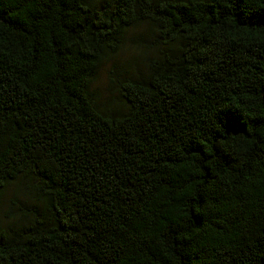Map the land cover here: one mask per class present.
Returning <instances> with one entry per match:
<instances>
[{
	"label": "trees",
	"instance_id": "trees-1",
	"mask_svg": "<svg viewBox=\"0 0 264 264\" xmlns=\"http://www.w3.org/2000/svg\"><path fill=\"white\" fill-rule=\"evenodd\" d=\"M11 185L0 264H264V0H0Z\"/></svg>",
	"mask_w": 264,
	"mask_h": 264
},
{
	"label": "rangeland",
	"instance_id": "rangeland-1",
	"mask_svg": "<svg viewBox=\"0 0 264 264\" xmlns=\"http://www.w3.org/2000/svg\"><path fill=\"white\" fill-rule=\"evenodd\" d=\"M151 31L148 26L141 27L136 32H131L120 49L116 57L105 61L99 68L96 77L91 84V89L97 91L101 96V102L104 105L109 101H114L120 108H123V100L120 99L117 84H113V68L117 65L119 68L125 69L124 75L127 74H142L146 68V58L152 56L154 51L151 50L150 45ZM120 70V69H119ZM104 108L103 106H101ZM14 186H9L3 197L0 209V223H6L5 212L9 209L11 200L14 196ZM20 202L29 199L31 195H27L25 190L17 194Z\"/></svg>",
	"mask_w": 264,
	"mask_h": 264
}]
</instances>
